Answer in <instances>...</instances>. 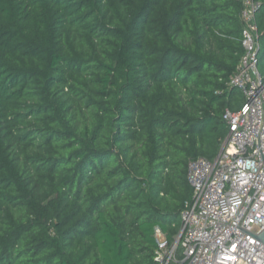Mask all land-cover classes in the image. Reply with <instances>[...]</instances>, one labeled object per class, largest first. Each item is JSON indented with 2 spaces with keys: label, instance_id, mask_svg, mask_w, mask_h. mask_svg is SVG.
I'll return each instance as SVG.
<instances>
[{
  "label": "trees",
  "instance_id": "obj_1",
  "mask_svg": "<svg viewBox=\"0 0 264 264\" xmlns=\"http://www.w3.org/2000/svg\"><path fill=\"white\" fill-rule=\"evenodd\" d=\"M243 8L0 0V264H159L156 228L178 237L190 162L218 156L224 112L245 103L230 85Z\"/></svg>",
  "mask_w": 264,
  "mask_h": 264
},
{
  "label": "built area",
  "instance_id": "obj_2",
  "mask_svg": "<svg viewBox=\"0 0 264 264\" xmlns=\"http://www.w3.org/2000/svg\"><path fill=\"white\" fill-rule=\"evenodd\" d=\"M244 55L230 85L245 103L223 114L229 133L214 160L188 167L192 199L181 211V231L170 244L156 228L159 264H264V79L255 0H241ZM181 236V237H180ZM183 260L178 259V250Z\"/></svg>",
  "mask_w": 264,
  "mask_h": 264
},
{
  "label": "water",
  "instance_id": "obj_3",
  "mask_svg": "<svg viewBox=\"0 0 264 264\" xmlns=\"http://www.w3.org/2000/svg\"><path fill=\"white\" fill-rule=\"evenodd\" d=\"M181 237V236H180ZM258 240L264 243V233H262L259 237Z\"/></svg>",
  "mask_w": 264,
  "mask_h": 264
}]
</instances>
